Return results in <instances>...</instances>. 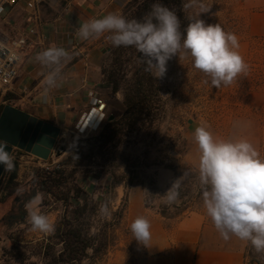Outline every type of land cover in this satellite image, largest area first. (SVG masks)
<instances>
[{
	"label": "rangeland",
	"instance_id": "374dc122",
	"mask_svg": "<svg viewBox=\"0 0 264 264\" xmlns=\"http://www.w3.org/2000/svg\"><path fill=\"white\" fill-rule=\"evenodd\" d=\"M200 5L210 10L201 13ZM184 9L188 23L190 18L196 17L206 24L219 23L225 31L234 33L240 45L238 51L250 70L231 85L216 88L210 82L205 83L206 78L192 67L190 58L180 60L174 57L168 62L166 76L160 79L161 102L153 125L142 126L137 133L126 138L125 143L110 149L105 166L90 175L104 177L109 180V185L114 175L115 182L121 183L118 194L110 186L105 189L99 185L95 189L86 187L85 181L90 176L77 174L76 183L86 194L80 200L72 199L71 203L82 205L85 197L89 202L87 212L79 223L90 226L92 237L99 233L105 223L112 225L107 230L106 247L95 258L94 264H145L142 244L133 238L127 228L131 186L135 182L141 183L145 203L153 208L164 203L150 190V184L154 183L158 188V181L164 187L167 181L164 170L169 165L179 170H198L199 151L194 142L197 127L206 125L218 138L244 136L264 157V0H184ZM105 123L98 132L88 136L99 133ZM71 137L61 140L63 143L56 149L59 156L54 152L47 161L53 162L48 168L55 167L69 155ZM31 167L32 172L43 168ZM129 182L131 186L127 192L125 212L117 224L116 213L123 205L125 185ZM168 184V189L163 192H168L172 187V179ZM101 206L108 208L107 215L99 213ZM93 208L95 211H92ZM40 211L54 222V231H33L26 220V210H23L22 219L18 215L11 220L8 217L0 220V264H42L45 247L53 246L55 253L61 249L55 238L56 231L63 219H73V210L65 209L60 202L50 201ZM88 254L92 255V251L88 250ZM89 262L84 261L85 264Z\"/></svg>",
	"mask_w": 264,
	"mask_h": 264
},
{
	"label": "crops",
	"instance_id": "0c3cea01",
	"mask_svg": "<svg viewBox=\"0 0 264 264\" xmlns=\"http://www.w3.org/2000/svg\"><path fill=\"white\" fill-rule=\"evenodd\" d=\"M130 1L41 0L40 3H34L32 0H17L14 6L6 7L0 15V40L8 45L20 39L26 42L19 50L17 77L8 87L4 103L0 106L10 105L57 127L60 135L54 152L61 146L63 139L65 141L71 137L70 131L87 112L93 95L106 102L108 118H118L124 113L121 95L111 93L102 75L112 50L111 43L106 41V37L82 41L75 33L79 25L89 18L102 17L110 12L122 15ZM52 44L64 47L71 53L72 59L64 67L65 82L62 86L46 91L43 70L34 57ZM14 153L12 156L17 163V172L10 185L12 187L4 189L9 171L4 169L0 178V220L6 215L11 218L20 215L22 219L26 203L38 192L29 182L33 165L27 158L16 161ZM52 163L42 164L51 166ZM164 172L167 174L165 186L162 187L158 181L157 186L165 191L173 174L168 169ZM103 178L90 176L85 185L92 189L99 185L105 189L110 185L109 180ZM119 186L115 188L117 194ZM138 216L146 217L151 224L149 247L142 245L145 264L245 263L246 242L236 237L225 241L203 207L178 219H165L159 215L157 208L145 206L143 186L135 182L128 194L126 220L129 230L132 221Z\"/></svg>",
	"mask_w": 264,
	"mask_h": 264
},
{
	"label": "clouds",
	"instance_id": "9594fccd",
	"mask_svg": "<svg viewBox=\"0 0 264 264\" xmlns=\"http://www.w3.org/2000/svg\"><path fill=\"white\" fill-rule=\"evenodd\" d=\"M200 7L201 13L210 10ZM75 34L82 41L106 37L113 47L134 48L145 71L155 79L166 76L168 62L174 57L190 58L192 67L206 78L205 83L216 88L231 85L250 70L238 51L240 45L234 33L225 31L219 23L206 24L196 17L190 18L182 30L176 13L159 0L140 19L110 12L85 20ZM71 59L68 50L55 44L35 55L34 61L43 70L46 91L62 86L63 70ZM194 142L199 151L198 173L207 217L225 241L236 237L246 242L264 261V157L246 137L218 138L206 125L195 129ZM6 149L7 143L0 142V165L10 172L15 167L14 157ZM178 195L173 185L165 202L174 203ZM43 199L44 194L37 192L26 203V220L33 231L50 233L55 225L40 211ZM99 213L107 215L108 208L101 206ZM150 228L144 216L136 217L130 225L133 238L145 247H149Z\"/></svg>",
	"mask_w": 264,
	"mask_h": 264
},
{
	"label": "trees",
	"instance_id": "16d2710c",
	"mask_svg": "<svg viewBox=\"0 0 264 264\" xmlns=\"http://www.w3.org/2000/svg\"><path fill=\"white\" fill-rule=\"evenodd\" d=\"M157 0H132L123 9L122 15L126 18L140 19L149 10L150 6ZM171 10H173L181 21V29L188 24V18L184 9V0H159ZM104 81L110 86L113 95L120 94L125 107L124 113L107 121L103 129L86 138L71 137L70 153L55 167L48 169H36L30 179V184L38 192L44 194L40 209L49 204L62 203L65 209L73 210V219H63L61 226L56 231V239L61 249L55 253L53 246L48 245L43 252L42 264H94L93 261L106 247L107 230L112 226L105 223L99 233L91 236L87 223L81 225L80 220L85 216L89 202L85 197L82 205H73L71 200H80L86 193L76 183L77 174L88 177L96 170L105 166L107 154L112 148L125 143L126 138L137 133L142 126L151 127L155 121V114L160 108L161 80L145 71V65L140 61V54L134 48L112 47L108 63L102 69ZM4 106H0V114ZM96 160H100L96 163ZM147 161H145L146 163ZM14 170L9 172V177L4 189H8L16 178L17 163L14 161ZM99 168V169H98ZM166 169L173 174L172 186H176L179 195L172 204H167L166 194L150 184V190L157 195V198L164 200L157 207L159 215L165 219L173 220L183 215L199 210L202 204V188L199 181V173L196 169L179 170L175 166L169 165ZM121 183L115 182L113 175L110 188L115 189ZM131 182L125 185V196L122 207L117 211L116 223H120L125 212L127 203V192ZM93 202V201H92ZM145 206L149 209L153 207L148 203ZM92 211H95L94 208ZM93 214V212H92ZM14 219L9 215L6 218ZM92 251V255L88 254ZM244 264H264V261L246 243L244 252ZM23 262V261H22ZM21 262V263H22Z\"/></svg>",
	"mask_w": 264,
	"mask_h": 264
},
{
	"label": "water",
	"instance_id": "95a60500",
	"mask_svg": "<svg viewBox=\"0 0 264 264\" xmlns=\"http://www.w3.org/2000/svg\"><path fill=\"white\" fill-rule=\"evenodd\" d=\"M113 119L114 117L111 116L108 121ZM59 135L60 130L50 123L31 117L10 105H5L2 109L0 142L7 143L6 150L11 155L14 150H19L47 162L54 155ZM55 155L59 156V153L56 152ZM3 171V165H0V178Z\"/></svg>",
	"mask_w": 264,
	"mask_h": 264
},
{
	"label": "built area",
	"instance_id": "2783aa9c",
	"mask_svg": "<svg viewBox=\"0 0 264 264\" xmlns=\"http://www.w3.org/2000/svg\"><path fill=\"white\" fill-rule=\"evenodd\" d=\"M32 1L34 3L41 2V0ZM16 3L17 0H0V15L4 12L6 7L14 6ZM106 41L109 42L107 38ZM25 43L24 39H20L17 42L8 45L0 40V104L4 103L3 98L7 93V89L17 77V64L20 60L19 50L25 45ZM90 118L94 119V123L97 124L96 126L86 124ZM107 119L108 114L106 102L101 97L93 95L87 112L81 117L69 134L73 137L88 136L91 133L98 132ZM14 152L16 161L20 162L27 158L31 162L30 165L32 164L34 167L41 166L48 169L47 166L42 164L44 163L42 160L19 150H14Z\"/></svg>",
	"mask_w": 264,
	"mask_h": 264
},
{
	"label": "bare ground",
	"instance_id": "6f19581e",
	"mask_svg": "<svg viewBox=\"0 0 264 264\" xmlns=\"http://www.w3.org/2000/svg\"><path fill=\"white\" fill-rule=\"evenodd\" d=\"M86 124H89L91 126H93V125L96 126L97 125V124L94 123V119L93 118H90Z\"/></svg>",
	"mask_w": 264,
	"mask_h": 264
}]
</instances>
